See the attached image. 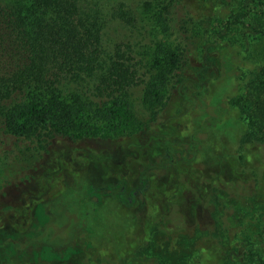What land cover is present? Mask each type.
Returning <instances> with one entry per match:
<instances>
[{
    "label": "rangeland",
    "instance_id": "1",
    "mask_svg": "<svg viewBox=\"0 0 264 264\" xmlns=\"http://www.w3.org/2000/svg\"><path fill=\"white\" fill-rule=\"evenodd\" d=\"M219 2L241 10L243 0ZM200 11L195 41L162 89L165 101L130 97L143 130L123 139L55 138L22 185L19 167L0 152V264L262 262L264 4L222 35L207 32L210 12ZM239 96L249 118L231 102ZM221 100L229 102L220 123L206 127L196 149L194 132ZM3 136L7 145L14 139ZM191 142L194 158L177 160L172 152ZM65 207L81 221L73 233Z\"/></svg>",
    "mask_w": 264,
    "mask_h": 264
},
{
    "label": "trees",
    "instance_id": "2",
    "mask_svg": "<svg viewBox=\"0 0 264 264\" xmlns=\"http://www.w3.org/2000/svg\"><path fill=\"white\" fill-rule=\"evenodd\" d=\"M263 4L243 0L235 10L219 0H0V152L19 167L20 185L38 173L55 138L123 139L143 130L130 97L165 101L162 89L195 41L197 10L210 12L207 32L222 35ZM240 99L231 102L248 117ZM226 101L208 107L209 119L194 132L196 149L206 127L220 123ZM3 135L15 146L6 148L14 141L4 144ZM194 142L174 150L176 159H193Z\"/></svg>",
    "mask_w": 264,
    "mask_h": 264
}]
</instances>
